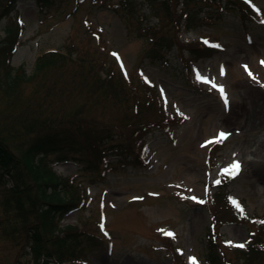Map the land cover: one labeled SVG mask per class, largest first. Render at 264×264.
Here are the masks:
<instances>
[{
	"label": "rangeland",
	"instance_id": "1",
	"mask_svg": "<svg viewBox=\"0 0 264 264\" xmlns=\"http://www.w3.org/2000/svg\"><path fill=\"white\" fill-rule=\"evenodd\" d=\"M7 1L0 40L23 27L11 65L32 77L17 90L0 85V136L19 145L27 123L44 120L103 136L94 148L81 139L77 159L44 157L80 194L55 220L84 234L78 261L67 264H207L213 234L223 264H264V252H245L254 235L264 246V0H208L183 33L180 0H168L178 12L168 18L164 0H135L134 10L124 0H16L5 11ZM149 26L181 38L165 61L145 56ZM47 52L65 57L38 70ZM105 68L144 101L152 85L157 103L136 108L111 96L94 79ZM234 163L237 174L225 173ZM13 186L0 185V264H35L37 218L9 207Z\"/></svg>",
	"mask_w": 264,
	"mask_h": 264
},
{
	"label": "trees",
	"instance_id": "2",
	"mask_svg": "<svg viewBox=\"0 0 264 264\" xmlns=\"http://www.w3.org/2000/svg\"><path fill=\"white\" fill-rule=\"evenodd\" d=\"M51 1L53 0H38L41 3ZM147 1L149 3L155 2L154 0ZM180 1L179 18L181 20L177 28L182 27V31L189 32L196 27V21H200L203 5L208 0ZM128 3L131 4L133 10L136 8L135 0H124L122 6L125 8ZM191 3L196 5L192 6ZM14 6L15 0H9L6 10ZM162 7L168 13L167 18L178 13L174 8L172 10L168 0L162 2ZM22 31L23 27H20V32L19 30H7L6 38L0 41V85L11 90H17L22 82H29L32 77L11 65ZM143 33L145 56L152 61H165L172 46L181 47L180 36L172 35L171 31L169 34L158 36L154 28L149 26L145 28ZM56 53L47 52L39 57L37 61L38 70L53 65V57H65ZM83 58L84 56H81V60ZM105 69V74H96L94 78L96 84L102 85L111 96L121 99L126 106L131 104L140 108L145 103H157L158 96L152 85L146 84L143 92L148 100L144 101L136 92L132 91L133 87L129 89L126 79H119L113 70ZM96 89H99L98 85L92 87L93 91ZM67 122L72 127L65 129L59 125H52L49 120L48 122L44 120L41 124L27 123L25 130L30 136H27V139L19 145H11L4 136H0V185H8L11 182L14 184L13 190L10 189L14 202L10 204V200H8L9 207L12 205L18 215L22 217L33 215L37 218L36 224L33 226L32 238L29 237V245H33L32 248L35 253V264H67L78 261L77 253L79 251L77 248L84 235L81 231L72 228L61 230L55 224V220L59 219L60 215L78 207L80 194H76L74 191L76 190L74 180L60 178L53 168L44 162V157L50 153L58 152L63 153L62 159L73 156L74 159H77L75 155L82 153L80 151L81 139H83L84 147L89 145V147L94 148L95 141L102 142L103 136H100V132L95 128L86 131L84 128L74 125L73 121L67 120ZM77 139L80 140L77 142ZM216 194L220 198L225 197L223 190H219ZM76 196H79V200L75 198ZM46 230H49L51 235H48ZM252 238L245 250V252H249L247 257L264 252L263 241L260 238L255 239V235ZM46 243H49L50 246ZM216 244V236L214 234L213 236L209 235L207 264H223Z\"/></svg>",
	"mask_w": 264,
	"mask_h": 264
},
{
	"label": "snow or ice",
	"instance_id": "3",
	"mask_svg": "<svg viewBox=\"0 0 264 264\" xmlns=\"http://www.w3.org/2000/svg\"><path fill=\"white\" fill-rule=\"evenodd\" d=\"M206 43H207V42H206ZM114 55H115V54H114ZM262 63H264V62H262ZM121 67L123 68V65H121ZM245 67H246V70H247V66H245ZM249 75H251V73H249ZM198 79H203V78H201V77L198 76ZM205 82H207V81L205 80ZM213 87H215V85H213ZM220 92H221L222 98H223V100H224V103H225V105L227 106L228 103H229L228 98H227V96L224 94L222 88H220ZM227 135H228V134H226V133H220V138H221V139L226 138ZM238 171H239V164H236V163H234L230 168L224 170L225 173H227L228 175H232V176L236 175ZM219 182H220V181H218V180L216 181V183H219ZM193 199H195V198H193ZM201 203H202V201H201ZM233 203L235 204L236 202L233 201ZM236 206L239 207L238 204H237ZM241 212H243V209H241ZM168 235H173V234L169 233ZM229 244H231V242H229ZM235 246H236V247L243 248L245 245H243V244H238V245H235ZM193 261H194V258H193Z\"/></svg>",
	"mask_w": 264,
	"mask_h": 264
},
{
	"label": "bare ground",
	"instance_id": "4",
	"mask_svg": "<svg viewBox=\"0 0 264 264\" xmlns=\"http://www.w3.org/2000/svg\"><path fill=\"white\" fill-rule=\"evenodd\" d=\"M264 112V111H263ZM193 182H195V179H192Z\"/></svg>",
	"mask_w": 264,
	"mask_h": 264
}]
</instances>
